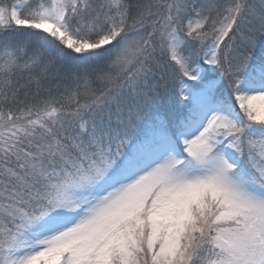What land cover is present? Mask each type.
Instances as JSON below:
<instances>
[{"label": "snow or ice", "instance_id": "6c2138e0", "mask_svg": "<svg viewBox=\"0 0 264 264\" xmlns=\"http://www.w3.org/2000/svg\"><path fill=\"white\" fill-rule=\"evenodd\" d=\"M0 264H264V0H0Z\"/></svg>", "mask_w": 264, "mask_h": 264}]
</instances>
